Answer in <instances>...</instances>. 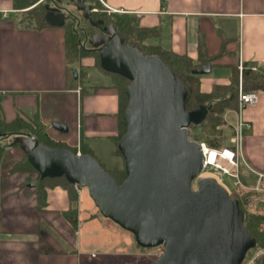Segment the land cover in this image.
<instances>
[{
  "label": "crops",
  "instance_id": "crops-1",
  "mask_svg": "<svg viewBox=\"0 0 264 264\" xmlns=\"http://www.w3.org/2000/svg\"><path fill=\"white\" fill-rule=\"evenodd\" d=\"M103 1L111 10L135 14L142 27L157 28L148 45L197 60L202 34L208 55L216 57L210 73L200 75L204 92L229 84L233 67L241 61L264 64V0ZM19 16L12 0H0L3 116L8 122L18 116L38 118L55 142L77 147L80 154L84 142L104 166L123 169L124 159L117 152L120 94L113 77L98 67L93 56L84 57L79 66L69 64L63 26L20 27ZM216 68L226 74L214 76ZM258 93V102L242 111L249 127L244 128L241 153L245 168L264 174V91ZM6 148L8 154L0 159V264H152L128 231L102 220L83 188L76 191V202L63 186L47 188L46 202L39 206L38 173L13 172L24 151L13 144ZM3 181L11 187L2 189ZM70 210L76 223L66 215ZM97 223L100 232L122 238L125 247H120V240L115 243L122 251L107 249L100 257L95 255L83 232Z\"/></svg>",
  "mask_w": 264,
  "mask_h": 264
},
{
  "label": "water",
  "instance_id": "water-1",
  "mask_svg": "<svg viewBox=\"0 0 264 264\" xmlns=\"http://www.w3.org/2000/svg\"><path fill=\"white\" fill-rule=\"evenodd\" d=\"M82 7L89 16L90 7L83 1ZM45 18L53 26L66 23L58 7L49 8ZM91 43L105 71L131 81L127 130L118 143L127 178L119 183L95 156L50 147L32 134L18 135L15 142L42 178L65 177L87 188L102 216L131 232L139 246H163L154 264H242L257 247L245 227L246 214L214 177H201L202 151L190 137L191 126L207 118L208 106L188 111V88L172 68L159 55L125 45L113 26L94 34ZM211 70L209 62L194 73Z\"/></svg>",
  "mask_w": 264,
  "mask_h": 264
},
{
  "label": "trees",
  "instance_id": "trees-1",
  "mask_svg": "<svg viewBox=\"0 0 264 264\" xmlns=\"http://www.w3.org/2000/svg\"><path fill=\"white\" fill-rule=\"evenodd\" d=\"M14 9L20 11L18 26L26 28L43 29L51 26L46 18L47 8L42 0H12ZM90 6V15L82 16L79 21L66 19L63 26L66 30V54L68 62L71 66H79L84 57L93 56L96 58V64L104 72L113 77L114 86L120 94V136L125 134L127 130L125 121V109L128 104L127 87L131 83L129 79L119 74L105 71L100 64V55L98 50L94 49L90 43L92 35L100 33L104 28L113 26L116 33L124 40L125 45H133L146 55L156 54L163 58L168 66L177 74V76L185 83L189 94L186 101V109L196 110L201 105L209 108L207 118L201 124H193L191 126L190 137L198 142H206L213 148H223L226 146L225 130L223 128L225 122L223 119L227 109L237 108L239 105V69L233 67L231 81L227 85H214L210 92L202 90L200 75L194 73L197 68L206 66L209 62H213L216 57L208 55L204 36L201 34L198 46V59L195 60L187 54H178L172 50L163 49L157 45H148L146 41L157 33V28H144L140 25V19L131 13L126 12H108V10L100 3L99 0H82ZM96 9V11H94ZM243 89L245 91H264V69L260 72H253L246 68L243 72ZM32 134L36 136L40 143H45L53 147L55 141L51 138L46 126L38 119L31 118L29 120L18 116L14 121L8 122L0 111V159L8 154V149L3 144V140L9 137H15L22 134ZM56 143V142H55ZM60 143V142H59ZM15 147H21L20 143L14 142ZM57 147L69 148L77 153V147H68L60 143ZM228 147H233L229 145ZM82 154H91L92 150L82 142ZM117 152L121 154L119 148ZM13 172H29L38 173L33 165L29 162L27 154L24 152L23 158L18 161L12 168ZM119 183L127 178L125 167L123 169H115L111 173ZM242 177L247 181H253L254 177L242 165ZM63 186L68 190L72 202H76L77 192L75 184L69 182L65 177L42 178L38 173L37 177V198L39 206H44L46 202L47 188ZM82 188V187H81ZM255 195V192H235L232 198L240 201V206L244 210L245 227L249 233L257 241V249L263 251L255 261V264H264V204H259L254 211L248 209V202ZM73 210L66 213L73 223H76V214L73 216ZM248 252L246 259L249 256Z\"/></svg>",
  "mask_w": 264,
  "mask_h": 264
},
{
  "label": "built area",
  "instance_id": "built-area-1",
  "mask_svg": "<svg viewBox=\"0 0 264 264\" xmlns=\"http://www.w3.org/2000/svg\"><path fill=\"white\" fill-rule=\"evenodd\" d=\"M246 68L251 69L253 72H260L264 69V64L262 62L246 64L241 61L238 66L240 75L239 106L237 109H230L225 114V120H227L229 113H233L236 116L232 126L234 132L233 147L213 148L206 142H199V144L203 155V173L212 174L211 176L224 186L228 192H230L231 188L225 183L226 176L231 179L234 189L237 190L236 192H255V195L248 202V207L255 208L259 204H264V174L248 170L253 175L254 180L247 181L242 177L241 167L244 163L241 147L244 138V128L249 127L248 123L242 118V111L247 106L257 103L260 95L258 91H245L243 89V72ZM75 188L77 192H80L81 186L76 184ZM161 247L163 246L157 247V249L162 251L163 248ZM246 262L247 259L245 258L242 264H246Z\"/></svg>",
  "mask_w": 264,
  "mask_h": 264
},
{
  "label": "rangeland",
  "instance_id": "rangeland-1",
  "mask_svg": "<svg viewBox=\"0 0 264 264\" xmlns=\"http://www.w3.org/2000/svg\"><path fill=\"white\" fill-rule=\"evenodd\" d=\"M99 1L108 10V12H110V13L111 12H121V11H112L106 7L103 0H99ZM42 2L45 4L47 10L49 8L58 7L60 11L64 12L65 14H68V16L70 17L69 20H71V21H74V20L79 21V19H82V16H84V14L86 15V11L82 7V0H42ZM94 11H96V9H94ZM90 12H91V8H90ZM121 13H123V12H121ZM91 39H92V37H91ZM91 39H90V43H91ZM224 74H226V71H224V69H219V68L214 69V76L219 77V76H223ZM239 77H240V75H239ZM239 82H240V78H239ZM53 106L54 105L52 104L51 107L49 108V113H52V114L54 113V107ZM231 109H235V108H231ZM229 110L230 109H227L226 112L224 113V116H223V119L225 122L223 128L225 130V135H226V140L224 142L226 144L225 147H228L231 144L234 145V132H233V127H232L234 122H235L234 121V114L229 113L227 120H225V114ZM15 138H13V137L6 138L3 140V144L6 147H9L10 144H13L15 142ZM52 144H53V147H57L60 143L54 142ZM11 157H13V156H11ZM15 159H17V156H15ZM6 161L8 163V160H6ZM102 165L110 173H113L115 170L111 166H104L106 164H102ZM241 171H242V167H241ZM3 175L5 176V172L3 173ZM211 175L212 174L205 172V173H202L201 177H206V176H211ZM245 179H246V177H245ZM2 180H4V179H2ZM8 183L9 182H7L5 184V182H4L3 183L4 185H2V189H5L6 187H7V189H9L11 187V185ZM225 183L231 188L230 192H229L230 195H234L237 190L234 189L233 183L228 176L225 177ZM36 184H37V181H36ZM194 188L195 189L197 188V182H194ZM83 189H84L86 195L89 194L87 188H83ZM248 209L250 211H254L253 207H248ZM98 212H99V215L101 216V218L104 222H108L109 224L115 225V223L111 219L105 218L104 216H102L100 211H98ZM99 225L100 224L97 223V224H94V226L93 225L90 227L87 226L86 228H84V232H83V236H84V238H86V244L93 247L94 251L96 252L95 255H98L100 257L103 253L102 251L107 250V249H110V250L115 249L114 252L115 251H122L123 248H121V250H119V247L115 245V243L120 240V243H119L120 247H125L124 244H122V240H121L122 238L119 235L107 234V233H105V231H104V233L100 232L99 230L101 229V227H99ZM125 232H127V231L125 230ZM127 233L132 238L135 239V237L132 235L131 232L128 231ZM161 248H163V250H164V247H161ZM138 250H141V252L144 254V256H146L147 258H149L151 260L152 264H154V262L163 254V250L160 251L157 248L147 249V248L138 247ZM115 253H117V252H115ZM262 253H263V251L261 249H257V248L251 249L249 256L247 258L246 264H255L256 258ZM114 258L117 259V258H122V257L117 256Z\"/></svg>",
  "mask_w": 264,
  "mask_h": 264
},
{
  "label": "bare ground",
  "instance_id": "bare-ground-1",
  "mask_svg": "<svg viewBox=\"0 0 264 264\" xmlns=\"http://www.w3.org/2000/svg\"><path fill=\"white\" fill-rule=\"evenodd\" d=\"M206 177H212V176H206Z\"/></svg>",
  "mask_w": 264,
  "mask_h": 264
}]
</instances>
